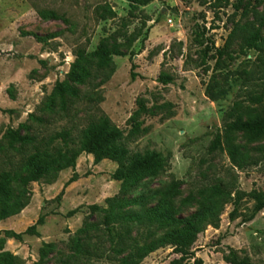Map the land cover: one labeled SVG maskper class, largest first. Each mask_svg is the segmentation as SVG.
<instances>
[{"label":"rangeland","instance_id":"1","mask_svg":"<svg viewBox=\"0 0 264 264\" xmlns=\"http://www.w3.org/2000/svg\"><path fill=\"white\" fill-rule=\"evenodd\" d=\"M105 6L114 15L103 12ZM39 10L55 11L60 18L42 17ZM257 29L264 39V0H154L138 7L129 0H0V144H7L9 129L21 128L23 135L45 141L66 131L78 146L104 114L124 132L132 154L155 151L167 161L164 170L121 192L122 183L113 179L118 164H96L92 154L83 153L75 168L29 185L30 205L0 222V255L9 252L17 257L15 264H122L134 243L149 241L148 231L155 229L118 221L107 225V213L90 206L109 209V198L150 196L179 181L178 216L196 211L201 190L217 183L227 186L232 197L244 194L234 219V205L227 203L219 228L210 226L198 236L193 251L203 264H229L224 257L231 250L251 264H264V210L250 218L252 195L264 193V136L250 140L247 133L234 132L223 150L210 151L216 136L224 135L223 112L264 81V52L245 47L250 31ZM101 43L120 46L123 55H113L106 68L93 64L92 77L73 84L79 96L67 97L63 105L55 94L57 83L68 79L79 51L93 53ZM218 49L224 51L221 58ZM162 74L173 81L162 83ZM208 86L218 100L207 96ZM141 103L148 111H141ZM135 122L141 131L131 135ZM228 145L240 147L250 159L238 166ZM59 146V141L54 144ZM28 153L0 151V171L20 166ZM72 177L75 181L66 186ZM19 185V180L12 184L14 193ZM187 197L191 201L182 204ZM158 200L150 199L147 207ZM40 217L39 236L16 240L4 232L23 233ZM86 224L92 228L81 231ZM162 233L157 230L155 238ZM122 237L126 245L119 252ZM75 238L81 241L80 256L75 255ZM46 244L52 247L41 260ZM178 258L166 247L140 264H170Z\"/></svg>","mask_w":264,"mask_h":264},{"label":"trees","instance_id":"2","mask_svg":"<svg viewBox=\"0 0 264 264\" xmlns=\"http://www.w3.org/2000/svg\"><path fill=\"white\" fill-rule=\"evenodd\" d=\"M134 6H147L154 0H129ZM103 12L114 15L112 9L107 6L103 7ZM42 17L51 16L59 19L60 16L55 11L39 10ZM136 41V38L129 41L130 44ZM247 49H256L264 52V39L261 38L260 29L251 30L245 41ZM120 46L113 45L107 47L104 43L98 49L90 54L79 51L77 60L73 63L68 74V79L59 82L55 88L56 96L60 97L63 105L66 104L67 97H78V90L73 84H84L92 77V65L102 69L112 64L113 55H123L119 50ZM218 58L224 55L222 49L217 50ZM134 54H131V58ZM95 62V63H94ZM135 65H133V68ZM131 77L136 79L137 74L132 71ZM160 81L164 84L171 83L173 79L162 74ZM259 89L249 93L246 99L237 100L227 110L223 112L224 135L218 134L210 146V151L224 149V143L231 139L234 132H244L249 135L250 140H256L264 136V81L258 85ZM207 96L213 101L218 97L211 91L208 86ZM54 98L49 99L47 108L51 107ZM141 111L146 112L148 109L141 103ZM141 131V123L135 122L130 131L131 135L138 134ZM124 132L116 127L110 118L102 115L96 123H93L84 132L80 145H76L71 139L70 133L61 131L50 137L48 141L28 135H23L22 129H9L4 140L6 145L0 144V151L7 149L21 154L23 151L29 153L25 155L15 169L0 171V222L11 217L21 214L31 202L32 192L29 185L34 182H40L44 178L53 175L57 178L58 174L70 168H75L78 158L83 154H92L96 164L103 160H110L118 164L113 179L120 181L121 192H126L136 186L141 181L154 176L165 169L167 166L166 159L158 152L147 151L146 153L132 154L123 142ZM60 142L59 147H54L56 142ZM227 151L232 161L238 166L248 161L250 156L241 151L238 146H227ZM25 172L22 174L20 172ZM20 181L16 192L12 189L15 181ZM75 181L72 177L66 186ZM202 203L200 207L188 216H178V208L175 201L181 195V183L172 181L163 189H158L150 196H140L128 200H120L117 197L107 199L109 209H101L98 205L90 206L92 211L106 212L105 223L110 225L112 222L136 223L139 226L154 228L155 231L149 230L143 244L139 241L134 243L133 251L122 259V264H140V262L159 250L160 248L171 247L175 254L180 258L173 260L170 264H203L202 259L197 258L193 247L198 239L208 227L219 228L221 215L224 212L227 203L234 205L231 218L234 219L241 206L243 193L233 192L222 183H217L211 187L202 189ZM154 197H159L156 204L147 207L148 201ZM255 206L250 218L264 210V193L252 195ZM190 197L181 201L182 204L189 203ZM140 206L144 210L134 212L129 210L132 207ZM80 211V207L68 213L73 217ZM44 224V217H40L36 224L29 227L23 233H16L12 230L4 231L8 238L22 240L24 235L39 236L38 226ZM91 225L85 226L81 231H86ZM163 230V233L155 238L156 231ZM75 255L80 256L83 252L79 238L73 240ZM125 237L121 238L120 245L125 250ZM52 247V244H46L40 250L41 260L45 259L49 251L46 248ZM194 260L191 263L190 260ZM225 261L229 264H251L248 259L241 258L239 254L231 250L225 255ZM17 257L9 252L0 255V264H15ZM39 261L35 264H41Z\"/></svg>","mask_w":264,"mask_h":264}]
</instances>
